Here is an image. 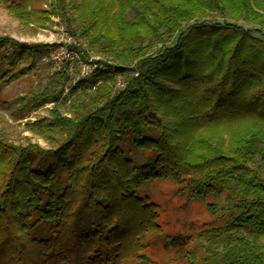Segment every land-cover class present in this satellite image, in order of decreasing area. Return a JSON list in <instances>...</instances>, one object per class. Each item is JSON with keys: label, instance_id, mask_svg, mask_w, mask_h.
I'll return each instance as SVG.
<instances>
[{"label": "trees", "instance_id": "obj_1", "mask_svg": "<svg viewBox=\"0 0 264 264\" xmlns=\"http://www.w3.org/2000/svg\"><path fill=\"white\" fill-rule=\"evenodd\" d=\"M82 2L80 34L113 62L97 77L129 76L121 90L78 81L67 94L94 91L69 101L72 117L56 105L63 75L23 99L53 103L44 132L61 140L42 149L0 133V264H159L146 253L158 241L185 264H264V40L237 23H205L217 15L262 33L264 0ZM0 4L23 22L44 17ZM37 47L0 37V82L28 72ZM157 180L202 201L209 219L198 231L163 236L158 205L138 192Z\"/></svg>", "mask_w": 264, "mask_h": 264}, {"label": "rangeland", "instance_id": "obj_2", "mask_svg": "<svg viewBox=\"0 0 264 264\" xmlns=\"http://www.w3.org/2000/svg\"><path fill=\"white\" fill-rule=\"evenodd\" d=\"M14 1L24 4L27 9L39 10L42 13L40 15L44 17L38 23L23 22L11 17L8 11L0 4V37L8 36L20 43L38 45L33 51V61L28 72L14 80L0 82V133L16 146H25L31 143L38 145L42 149H52L61 140L56 133L44 132L45 123L50 118L51 109L54 107L53 103L35 106L34 103L28 101L23 102V99L28 100L36 96L43 91L50 80L63 75L65 76V82L62 86L63 90L60 100L56 105L62 116L72 117L73 113L70 109L69 101L78 98L86 99L83 94L89 95L94 91V87L84 90L83 94L81 93V87L73 95L67 94L71 87L84 78H81L77 68L72 71H64L61 74L53 71L49 53L56 47L69 43L70 47H74L81 52V60L83 62L89 63L88 60L90 58L92 61L90 64L100 67L99 70H102L101 68L105 69V63L113 64V62L108 60L110 58L103 56L98 46L88 48L86 44L87 37L80 34L83 27H77L76 19L81 15L78 9L83 5L82 0H65L66 13L64 12L63 15L55 0ZM53 8L56 9L55 13L52 12ZM259 13L264 14V12ZM65 16L72 19L70 29L67 28ZM211 16L205 19V23H237L243 29L250 30L252 36L264 40V34H262L264 32H258L259 28L253 26L252 23L242 20L234 21L228 17L220 18L217 15ZM131 18L132 14L128 13L126 20ZM192 23L189 22L188 25ZM89 34L93 33L90 32ZM72 44L78 46H73ZM19 65L22 69L26 68L25 62H20ZM128 76L127 74L116 73L109 80H105L102 77L98 78L96 73L88 81L97 79L96 86H111L114 90H121L124 88V82ZM159 81L168 85L171 89H179L178 83L163 76L159 77ZM65 94L67 99L62 100ZM156 107H159L158 102H156ZM160 107H163V103ZM50 136L54 139H51ZM138 192L142 196H147L150 201L158 205V223L161 225L163 236L176 233H195L200 229L202 222L209 219L202 201L185 202L177 194V185L173 181L157 180L145 183L139 186ZM207 200L221 202V197L211 196ZM146 253L159 264H185L180 253L164 252L159 241L154 242Z\"/></svg>", "mask_w": 264, "mask_h": 264}, {"label": "built area", "instance_id": "obj_3", "mask_svg": "<svg viewBox=\"0 0 264 264\" xmlns=\"http://www.w3.org/2000/svg\"><path fill=\"white\" fill-rule=\"evenodd\" d=\"M72 45L78 46L75 44ZM81 59V52L77 51L74 47H70L69 43H64L49 53L52 70L56 73L61 74L64 71H72L77 68L82 79H90L99 71L100 67L95 64H90L92 62L90 58L88 60L89 63H85ZM101 69L103 70V68Z\"/></svg>", "mask_w": 264, "mask_h": 264}]
</instances>
